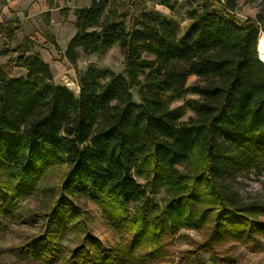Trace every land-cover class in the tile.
<instances>
[{
    "label": "trees",
    "instance_id": "obj_1",
    "mask_svg": "<svg viewBox=\"0 0 264 264\" xmlns=\"http://www.w3.org/2000/svg\"><path fill=\"white\" fill-rule=\"evenodd\" d=\"M199 2L181 36L166 17L146 12L144 0L129 1L120 15L104 17L108 0L75 10L68 63L76 66L78 50L99 55L117 44L126 76L104 71L100 83L89 67L77 95L55 84L49 66L24 46L13 63L0 65V208L36 193L50 170L67 166L64 196L40 233L19 247L30 264H136L161 256V240L178 229L207 230L183 259L199 264L201 250L228 240L253 247L255 235H264L263 209L243 204L224 184L225 176L264 168V19L238 21L239 0ZM13 68L25 75L12 77ZM191 77L196 82L187 87ZM188 94L196 100L171 107ZM186 111L193 116L182 121ZM162 188L161 206L152 205L148 195ZM72 190L121 235L116 247L101 251L90 235L74 250L59 245L84 228L82 209L67 198Z\"/></svg>",
    "mask_w": 264,
    "mask_h": 264
},
{
    "label": "rangeland",
    "instance_id": "obj_2",
    "mask_svg": "<svg viewBox=\"0 0 264 264\" xmlns=\"http://www.w3.org/2000/svg\"><path fill=\"white\" fill-rule=\"evenodd\" d=\"M109 4L104 17L110 11H116L118 15L123 13L127 7V0H108ZM186 0L179 6L172 3L171 12L173 19L170 20L178 36L183 35L191 27V21L187 12L198 9L199 0ZM189 6V8H188ZM153 6H151L150 12ZM260 15L264 19V0H239L234 12L235 18L243 22L246 19L255 18ZM264 35V21H263ZM261 34V33H260ZM12 54V53H11ZM260 55V54H259ZM47 58V57H46ZM264 61V57L259 59ZM10 60L13 63L15 61ZM53 80L55 84L67 87L75 95L78 94V79L89 67L98 74L100 83L107 81L103 76L104 71L121 75L124 78V57L117 44L108 48L99 55H85L83 52L77 54L76 66L72 67L63 57L57 55L53 60ZM12 69L11 76H19L20 72ZM196 82L191 77L187 82L190 87ZM137 88L131 89L134 103L138 104ZM196 96L188 94L183 99L175 101L171 107L181 106L184 101L196 100ZM190 111H186L182 121L192 117ZM67 173L65 164L58 165L50 170L38 182V191L34 194L18 200L9 208H0V264H30L20 252L21 247L27 240L40 233L43 228L44 217L54 208V203L64 196V181ZM142 183L140 179H137ZM225 187L236 194L239 200L246 205H258L264 211V168L253 167L248 170L236 172L224 177ZM165 190L162 188L155 195H148L150 203L160 207ZM67 198L80 207L83 211L84 228L79 227L75 232L67 233L59 239V245L71 250L81 245L83 237L90 235L100 242L99 250H108L116 247L120 242L121 235L112 229L104 218L99 207L87 197L72 190ZM134 204L128 206V216L132 217ZM258 221L264 224V215L258 217ZM207 230L194 231L178 229L174 234H166L160 242L162 255L148 261H140L136 264H185L184 257L189 251L196 248L206 239ZM257 244L253 247L246 246L234 240H228L217 244L210 249L201 250L196 254L199 264H264V235L256 234ZM139 252L137 256L143 255ZM190 261L191 258H189ZM121 264H134L131 262Z\"/></svg>",
    "mask_w": 264,
    "mask_h": 264
},
{
    "label": "crops",
    "instance_id": "obj_3",
    "mask_svg": "<svg viewBox=\"0 0 264 264\" xmlns=\"http://www.w3.org/2000/svg\"><path fill=\"white\" fill-rule=\"evenodd\" d=\"M129 1L134 0H127V3ZM144 1L146 12L153 6V12L172 20L171 7L167 8L162 3L179 6L186 0ZM91 3L92 0H0V65L7 64L13 58L16 60V49L24 46L26 55L32 52L39 54L53 73V60L60 55L66 62V48L76 34L75 10L87 9ZM14 69L20 72L17 77L25 75L24 69Z\"/></svg>",
    "mask_w": 264,
    "mask_h": 264
},
{
    "label": "bare ground",
    "instance_id": "obj_4",
    "mask_svg": "<svg viewBox=\"0 0 264 264\" xmlns=\"http://www.w3.org/2000/svg\"><path fill=\"white\" fill-rule=\"evenodd\" d=\"M258 51L260 54L259 56L264 57V35L262 33L260 35L259 42H258Z\"/></svg>",
    "mask_w": 264,
    "mask_h": 264
},
{
    "label": "water",
    "instance_id": "obj_5",
    "mask_svg": "<svg viewBox=\"0 0 264 264\" xmlns=\"http://www.w3.org/2000/svg\"><path fill=\"white\" fill-rule=\"evenodd\" d=\"M258 54H259V51H258ZM260 57V56H259ZM261 60V59H260Z\"/></svg>",
    "mask_w": 264,
    "mask_h": 264
}]
</instances>
